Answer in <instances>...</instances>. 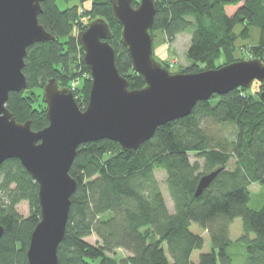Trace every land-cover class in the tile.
<instances>
[{
	"label": "trees",
	"instance_id": "1",
	"mask_svg": "<svg viewBox=\"0 0 264 264\" xmlns=\"http://www.w3.org/2000/svg\"><path fill=\"white\" fill-rule=\"evenodd\" d=\"M155 1L158 9L151 34L160 29L172 41L177 34L191 31L186 50L190 63L180 72L215 69L248 58L264 62V0ZM132 4L136 6L137 0ZM41 7L39 22L54 39L27 48L23 67L27 86L10 92L6 102L15 120L30 121L34 131L48 125L47 106L36 90L42 91L53 78L60 87H69L78 68L89 73L82 62L83 49L71 37L73 26L86 28L77 6L61 9L56 0H45ZM93 7L85 15L107 21L119 72L129 88L142 87V77L133 70L121 44V25L110 1L94 0ZM237 26L240 37L248 36L250 28L259 30L258 41L240 59L234 56ZM84 78L73 91L81 108L87 104L91 85L90 78ZM263 88L264 83L254 92L238 87L198 101L189 115L160 125L133 152L107 139L79 145L69 170L77 185L57 248L58 264H235L229 252L232 246L245 253L242 264H264V203L259 209L248 206L249 187L253 183L264 187V101L259 98ZM191 154L197 159L191 161ZM216 168L221 171L195 196L199 178ZM157 169L165 173L172 210L155 177ZM21 201L30 207L26 217L16 209ZM235 218L242 220V233L233 240L230 225ZM39 219L37 183L18 159L4 161L0 166V225L4 227L0 264H28L26 251ZM191 223L198 224L210 240V250L201 252L197 261L191 260V254L203 248L204 237L191 231ZM93 233L99 240L95 244L86 240ZM118 248L129 254L110 255Z\"/></svg>",
	"mask_w": 264,
	"mask_h": 264
},
{
	"label": "water",
	"instance_id": "2",
	"mask_svg": "<svg viewBox=\"0 0 264 264\" xmlns=\"http://www.w3.org/2000/svg\"><path fill=\"white\" fill-rule=\"evenodd\" d=\"M44 1L0 0V166L8 159H18L38 185L40 219L30 235L28 264H58L57 248L65 235L77 185L69 170L79 145L107 139L133 152L160 125L189 115L198 101L248 88L254 80L264 83V62L259 58L198 72H170L154 56L150 29L157 2L138 0L134 6L133 0H109L121 25V44L144 85L129 88L116 65L110 27L105 19L95 18L76 35L91 79L86 106L77 104L71 88L49 79L43 87L48 125L34 131L30 121L15 120L6 102L10 92L27 86L23 73L27 48L54 39L38 19ZM259 98L264 101V88ZM220 171L216 168L202 175L195 196ZM3 233L0 225V237Z\"/></svg>",
	"mask_w": 264,
	"mask_h": 264
},
{
	"label": "rangeland",
	"instance_id": "3",
	"mask_svg": "<svg viewBox=\"0 0 264 264\" xmlns=\"http://www.w3.org/2000/svg\"><path fill=\"white\" fill-rule=\"evenodd\" d=\"M93 1L94 0H87L85 2H82L81 0H56L59 8L61 9L76 5L78 8V12L80 14L79 20L81 22V25H85V26H87V24L91 21L90 16L85 15V11L95 9V7H93ZM98 10L106 11L103 8L98 9ZM95 18H99V17L96 16L92 18V20ZM240 29L241 28H239L238 26L236 27L238 37L234 44L235 46L234 56L235 58H238V59L243 58V56L246 55V53L249 51L252 45H254L258 41V37H259V30L255 27L250 28L248 36H246L244 33L243 36L245 37H240L239 35L240 33L238 32L240 31ZM80 30L81 29H79L78 25L73 26L71 30V37L73 35L77 39L76 35ZM152 34H153L154 56L158 61L164 62L165 64H167L170 72H173V73L178 72V71L180 72L184 70L186 66L189 65L190 62L187 61L186 50L190 44V37H191L190 29L177 34L176 38L172 41H170L167 38L165 32H163L160 29L153 30ZM76 73L77 74L74 76L73 80L70 82V85H69V88H73V91H76V88L80 86L81 84L83 85L84 79H85L84 77L90 78L89 73L86 74L85 72L80 71V68L76 70ZM260 84L261 82L254 80L251 86H249L248 88H250L251 92L258 91ZM36 92L42 95V99H43V94H42L43 90L42 91L36 90ZM226 129H227V132H229L230 129L228 127H226ZM190 159L191 161H194L197 159V157L191 154ZM199 161L202 162L201 159ZM229 166H232V161L230 162ZM154 174L161 187V191L164 194L168 208L172 210V207H173L172 202L169 198L166 185H164L165 173L163 170L157 169L155 170ZM249 193H250V200H249L248 206L252 209H259L264 203V187H262L261 185L257 183H253L249 187ZM16 209L23 217L28 216L30 212V207L27 201H21L19 204L16 205ZM190 229L191 231L201 234L204 237L203 248L200 250H194L191 254V260L197 261L201 252H206L210 250V240H209L208 234L204 230H202L198 224L191 223ZM241 233H242V220L241 218H235L230 225V237L234 240L238 238V236H240ZM86 240L91 244H95L96 242L99 241L98 237L94 233L87 236ZM238 247L239 246H232L231 248H229V252L233 253V258H234L233 262L235 264H242L245 253L243 254L241 252L240 254V249ZM113 254L116 258H124L129 254V252H127V250L123 248H118L115 252L110 253V255H113Z\"/></svg>",
	"mask_w": 264,
	"mask_h": 264
},
{
	"label": "built area",
	"instance_id": "4",
	"mask_svg": "<svg viewBox=\"0 0 264 264\" xmlns=\"http://www.w3.org/2000/svg\"><path fill=\"white\" fill-rule=\"evenodd\" d=\"M73 90V88H71Z\"/></svg>",
	"mask_w": 264,
	"mask_h": 264
}]
</instances>
